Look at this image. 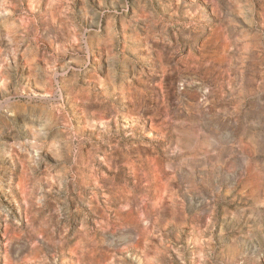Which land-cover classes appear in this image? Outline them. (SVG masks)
<instances>
[{"label":"rangeland","instance_id":"rangeland-1","mask_svg":"<svg viewBox=\"0 0 264 264\" xmlns=\"http://www.w3.org/2000/svg\"><path fill=\"white\" fill-rule=\"evenodd\" d=\"M0 264H264V0H0Z\"/></svg>","mask_w":264,"mask_h":264},{"label":"bare ground","instance_id":"bare-ground-1","mask_svg":"<svg viewBox=\"0 0 264 264\" xmlns=\"http://www.w3.org/2000/svg\"><path fill=\"white\" fill-rule=\"evenodd\" d=\"M200 33H201V31H199V33H198V35H197V36H199V35H200Z\"/></svg>","mask_w":264,"mask_h":264}]
</instances>
